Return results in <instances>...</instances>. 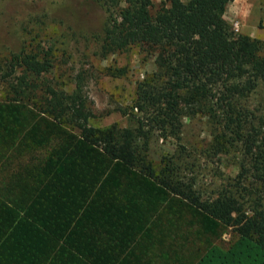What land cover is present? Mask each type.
Returning a JSON list of instances; mask_svg holds the SVG:
<instances>
[{
	"label": "trees",
	"instance_id": "obj_1",
	"mask_svg": "<svg viewBox=\"0 0 264 264\" xmlns=\"http://www.w3.org/2000/svg\"><path fill=\"white\" fill-rule=\"evenodd\" d=\"M229 1L96 0L108 11L101 48L135 46L153 60L130 103L116 106L125 126H91L78 83L56 88L43 78L48 58L11 54L0 96V264H264V114L248 102L264 82V47L232 30ZM194 116L209 127L205 155L237 157L233 182L206 198L183 181L194 160L183 147L147 157L153 132L178 142L182 118ZM227 228L233 239L214 243Z\"/></svg>",
	"mask_w": 264,
	"mask_h": 264
},
{
	"label": "rangeland",
	"instance_id": "obj_2",
	"mask_svg": "<svg viewBox=\"0 0 264 264\" xmlns=\"http://www.w3.org/2000/svg\"><path fill=\"white\" fill-rule=\"evenodd\" d=\"M151 1L156 7L161 0ZM107 15L96 0H0V96L4 95V78L16 68L11 65V54L24 50L50 60L45 82L68 91L76 83L80 85L91 108V126L127 125L116 106L130 103L135 82L154 65L152 57L135 46L116 51L101 48ZM223 18L234 32L257 38L264 47V0H231L224 7ZM107 67H123L125 73L110 76ZM248 102L255 112L264 114V82L249 95ZM209 138L205 118L183 117L179 141L162 139L153 132L147 157L156 163L162 156H175L178 147H183L188 160L194 159L192 166L182 169L183 181L194 193L210 197L233 182L237 157L233 153L205 155L203 149ZM233 237L227 228L213 242L226 246ZM197 248V240L189 245L190 250Z\"/></svg>",
	"mask_w": 264,
	"mask_h": 264
}]
</instances>
